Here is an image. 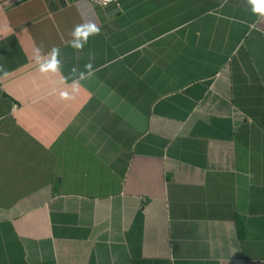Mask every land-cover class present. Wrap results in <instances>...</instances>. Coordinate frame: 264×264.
<instances>
[{"label": "crops", "instance_id": "0c3cea01", "mask_svg": "<svg viewBox=\"0 0 264 264\" xmlns=\"http://www.w3.org/2000/svg\"><path fill=\"white\" fill-rule=\"evenodd\" d=\"M0 67V264H264V17L247 0H0Z\"/></svg>", "mask_w": 264, "mask_h": 264}, {"label": "clouds", "instance_id": "9594fccd", "mask_svg": "<svg viewBox=\"0 0 264 264\" xmlns=\"http://www.w3.org/2000/svg\"><path fill=\"white\" fill-rule=\"evenodd\" d=\"M108 0H104L106 4ZM247 3L251 6V11L254 15L264 17V0H247ZM100 34V28L94 22H86L76 25L71 31L70 35L72 39L69 41V46L77 51H82L84 45L87 43L90 36ZM60 49L53 47L47 54L43 53L42 48L37 47L34 53V63L37 65V70L41 74L56 73L62 69V62L60 60ZM0 71H4L0 67ZM96 69L91 63L84 66V70H78L73 68L70 70L69 76L65 78V81H71V90L65 89L60 91L59 97L61 100H71L74 98V94L79 91L81 81L90 79L95 74ZM7 73L5 72V75Z\"/></svg>", "mask_w": 264, "mask_h": 264}, {"label": "built area", "instance_id": "2783aa9c", "mask_svg": "<svg viewBox=\"0 0 264 264\" xmlns=\"http://www.w3.org/2000/svg\"><path fill=\"white\" fill-rule=\"evenodd\" d=\"M92 1L99 2V3H104V0H92ZM110 1H114V0H108V2H110Z\"/></svg>", "mask_w": 264, "mask_h": 264}]
</instances>
